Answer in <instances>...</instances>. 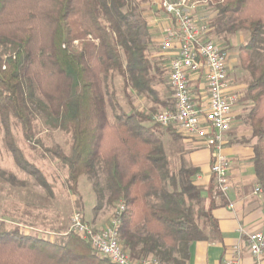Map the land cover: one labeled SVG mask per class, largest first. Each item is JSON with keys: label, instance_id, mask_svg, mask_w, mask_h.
I'll return each instance as SVG.
<instances>
[{"label": "trees", "instance_id": "obj_1", "mask_svg": "<svg viewBox=\"0 0 264 264\" xmlns=\"http://www.w3.org/2000/svg\"><path fill=\"white\" fill-rule=\"evenodd\" d=\"M147 1L0 0V118L17 165L46 187L39 168L14 142L11 120L22 125L29 142L34 141L40 115L51 128L68 133L70 151L52 153L67 167L69 189L79 196V179L88 175L98 191L96 208L101 209L99 173H106L109 203L126 205L119 232L131 257L188 264L191 243L207 238L202 219L218 231L212 215L215 202L205 205L204 188L193 179L199 168L182 166L177 174L172 172L162 141L153 126L144 124L152 121L151 112L121 111L113 127L108 118L106 95L114 96L109 88L113 73L123 76L126 86L156 94L151 87L156 78L148 75L153 68L148 58L152 37L141 7ZM212 1L217 14L213 31H250L240 53L251 76L244 98L253 102L249 122L257 138L254 164L264 192V0ZM258 50L261 57L256 61L252 53ZM160 105L167 103L160 100ZM114 127L118 138L108 140ZM167 130L180 137L171 127ZM208 190L212 193L215 186ZM0 264L114 263L73 231L62 241H51L0 219Z\"/></svg>", "mask_w": 264, "mask_h": 264}, {"label": "rangeland", "instance_id": "obj_2", "mask_svg": "<svg viewBox=\"0 0 264 264\" xmlns=\"http://www.w3.org/2000/svg\"><path fill=\"white\" fill-rule=\"evenodd\" d=\"M196 0H190L194 6H203L206 18L212 22L216 17L214 10L215 2L212 0H201L195 4ZM145 17L151 33V42L148 47V58L153 66L149 76H155L156 80L151 87L156 91L152 93L144 87L134 88L133 85L126 86L123 76L113 73L110 77L109 88L114 92V96L106 95L107 111L110 125H113L116 114L121 111L132 112L134 110L146 114H156L164 109L160 105V100L165 101L170 107L174 103L173 91L170 85V62L172 56L161 49V42L155 40L160 36L166 23V17L157 7L153 0L143 3ZM198 7V12L201 10ZM214 37L219 43L227 48L230 53V75L231 68H241L240 47L245 45L250 38L248 29H239L233 33H216ZM43 35L39 44H43ZM253 52L252 57L259 61L260 54ZM40 49L37 50V53ZM231 61V62H230ZM234 80H241L239 71L233 73ZM246 76V78H245ZM244 80L249 78L244 75ZM103 90L106 91L105 82L102 81ZM118 105L116 107L115 105ZM36 134L33 142L26 140L22 125L12 118L10 130L13 134L14 142L21 149L25 159L39 168L49 187L43 186L33 175L22 170L15 162L14 156L6 142V128L0 118V219L4 220L9 227L20 226L23 232L30 235H37L51 241H62L71 232L72 216L80 212L84 220L96 229H103L110 225L117 209L118 200L109 203L110 192L107 189L105 172L100 171L99 188L104 194L103 206L97 209L98 191L94 188V181L88 175H82L78 183L79 196L75 195L67 185L68 170L62 162L53 155V150H60L68 153L71 146V138L68 133L51 128L43 116H39L36 121ZM145 125L153 126L160 131L161 125L152 121H145ZM167 129L168 127H164ZM177 135L184 137L176 129L171 127ZM112 129V128H111ZM110 129V130H111ZM106 138L117 136L116 129ZM50 149V150H49ZM170 168L174 174L186 164L176 155L169 157ZM171 189L172 184L168 181ZM152 199L151 201H153ZM93 207V208H92ZM99 217L104 225L98 227L95 219ZM202 219L201 222H203ZM94 224V225H93Z\"/></svg>", "mask_w": 264, "mask_h": 264}, {"label": "built area", "instance_id": "obj_3", "mask_svg": "<svg viewBox=\"0 0 264 264\" xmlns=\"http://www.w3.org/2000/svg\"><path fill=\"white\" fill-rule=\"evenodd\" d=\"M153 1L166 17L160 42L165 53L172 52L169 81L174 103L154 114L152 121L173 127L186 138L207 142L212 147L214 183L225 193L230 166L224 148L239 101V95L229 89L230 53L212 36L211 22L192 14L190 0ZM194 76L205 79L202 96L193 93ZM125 210V203H119L110 225L103 229H96L77 212L72 216L71 231L114 264H163L153 257L134 259L124 248L119 227ZM247 244L255 264H260L264 258V228L248 233ZM226 264H242L240 246L234 248L233 258Z\"/></svg>", "mask_w": 264, "mask_h": 264}, {"label": "crops", "instance_id": "obj_4", "mask_svg": "<svg viewBox=\"0 0 264 264\" xmlns=\"http://www.w3.org/2000/svg\"><path fill=\"white\" fill-rule=\"evenodd\" d=\"M200 1L196 0L194 3L198 4ZM198 7L194 6L192 14L195 17H206L205 12L202 14L203 6L199 7L201 13L196 10ZM215 34L216 32L212 31L213 37H217ZM161 36L162 32L160 36L155 37V40L160 41ZM169 54L172 56V52ZM236 71H239L241 80H234L233 73ZM231 74L232 76L229 72V89L239 95V101L233 109L234 122L227 133L224 148L230 166L229 188L225 193L220 191L214 182L212 183V147L207 142L181 136L175 137L164 127H160V131L152 129L154 135L162 141L168 159L171 155H176L186 162L184 166L199 168V172L193 179L196 184L204 188L205 205L210 206L211 200L215 202L212 215L218 231L217 233L212 231L208 220L204 219L201 222L207 238L191 243L188 264H226V261L233 258L236 246L241 248L242 264H255L248 249L247 234L264 228V192L257 180L254 164L257 138L254 137L253 128L249 122L253 102L244 98L251 76L242 64L240 70L235 66L234 69L231 68ZM244 75H248L249 78L244 80L246 78ZM204 87L203 76L192 78V89L196 96L203 95ZM113 129L116 127L111 130ZM117 138L118 135L112 136L111 139ZM211 185L215 186L212 193L208 190ZM95 221L98 222L96 224L98 227L104 225L99 217ZM260 264H264V258Z\"/></svg>", "mask_w": 264, "mask_h": 264}]
</instances>
